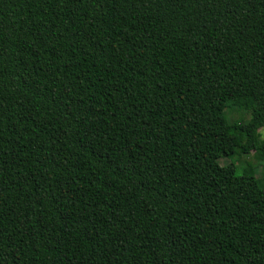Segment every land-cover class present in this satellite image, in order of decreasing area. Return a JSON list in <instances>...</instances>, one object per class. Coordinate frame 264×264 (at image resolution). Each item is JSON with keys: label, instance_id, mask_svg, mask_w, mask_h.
<instances>
[{"label": "trees", "instance_id": "1", "mask_svg": "<svg viewBox=\"0 0 264 264\" xmlns=\"http://www.w3.org/2000/svg\"><path fill=\"white\" fill-rule=\"evenodd\" d=\"M263 128L264 0H0V264H264Z\"/></svg>", "mask_w": 264, "mask_h": 264}, {"label": "rangeland", "instance_id": "2", "mask_svg": "<svg viewBox=\"0 0 264 264\" xmlns=\"http://www.w3.org/2000/svg\"><path fill=\"white\" fill-rule=\"evenodd\" d=\"M227 118L229 122L234 123L236 120H248L249 115L233 109L227 113ZM260 132L262 134V138H264V128L261 129ZM230 160L236 165L239 175L248 173L254 174V176L258 178L264 177V161H262L258 155L253 154L251 156H242L237 154ZM230 160L228 159V161ZM221 163H226V160L221 161Z\"/></svg>", "mask_w": 264, "mask_h": 264}]
</instances>
